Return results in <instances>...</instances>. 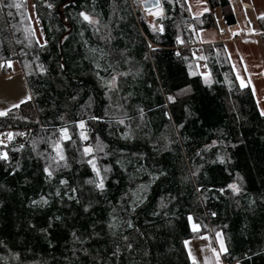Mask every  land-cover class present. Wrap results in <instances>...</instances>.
I'll list each match as a JSON object with an SVG mask.
<instances>
[{
	"label": "trees",
	"instance_id": "trees-1",
	"mask_svg": "<svg viewBox=\"0 0 264 264\" xmlns=\"http://www.w3.org/2000/svg\"><path fill=\"white\" fill-rule=\"evenodd\" d=\"M28 3L0 0V63L17 61L31 97L0 116V133L28 124L0 142V264H192L185 241L218 233L223 264H264V116L222 44L183 48L212 12L163 0L151 28L128 0H33L41 45ZM89 161L102 189L84 185Z\"/></svg>",
	"mask_w": 264,
	"mask_h": 264
},
{
	"label": "crops",
	"instance_id": "crops-1",
	"mask_svg": "<svg viewBox=\"0 0 264 264\" xmlns=\"http://www.w3.org/2000/svg\"><path fill=\"white\" fill-rule=\"evenodd\" d=\"M184 1L192 17L212 12L214 27L199 30L197 42L203 46L223 45L237 84L251 90L257 109L264 116V0H229L226 8L212 11L206 0ZM216 9L221 10L228 30L216 19ZM226 15H232L233 20L225 18ZM241 25L247 26V30L239 34L237 27ZM22 76L29 101L30 93L24 74Z\"/></svg>",
	"mask_w": 264,
	"mask_h": 264
},
{
	"label": "rangeland",
	"instance_id": "rangeland-1",
	"mask_svg": "<svg viewBox=\"0 0 264 264\" xmlns=\"http://www.w3.org/2000/svg\"><path fill=\"white\" fill-rule=\"evenodd\" d=\"M28 4H29V8L28 9V15L27 17L30 20V25H29V29L32 30L33 36L36 38L37 42L41 45H43L45 43V38L44 35L42 33V29L40 26L39 21L37 20L36 14L34 12V5H33V0H25ZM131 4V8L136 11L137 8H140V10H142L141 8V2L142 0H128ZM170 3V0H167ZM162 7H163V0H160V7L158 9V12L156 10V12H153L154 17H147L145 19H147V23L150 25V27H154L155 24L158 25L159 22L161 21V18L163 17V11H162ZM39 11L41 13H43V10L41 8V6L39 7ZM148 11V10H146ZM154 11V10H152ZM152 14V15H153ZM215 16L216 19L218 20L219 24L223 27H225L228 30L227 25H224L223 22V18L221 16V10L220 9H216L215 10ZM93 19V18H92ZM92 23H96V20L93 19V21H91ZM247 30V26L245 25H241L237 27V31L239 32H243ZM15 42L13 41V39H9L6 42L7 45V51L8 53L11 55L12 59H15L17 57V54L14 50L15 48ZM14 47V48H13ZM186 46H184L183 48H185ZM3 65L0 63V111H8L12 108H15V105H21V104H25L28 102V94L26 92L25 86L23 84V72L20 69V66L18 65L17 61L15 62H8L6 63V71L3 70ZM200 71L203 74L207 73V69L205 67L204 64H200ZM57 86V85H56ZM58 88V86H57ZM23 116H25L26 118L29 117V119H33L35 117V111L34 109L30 106L27 105L22 113ZM28 124H24L23 128H19V129H14V130H9V131H3L0 133V138H4L5 143L8 141H11L8 139L7 134L11 133L12 137L15 134H18L19 136L22 135V133H24L25 131V127ZM80 124H78L77 126H75L76 128L79 127ZM74 126H62L60 127L59 131V135L53 139V147L56 149V145L57 143L59 144L60 148L61 146L66 143L68 141V139H65L64 136L62 135V133L66 130L67 131V135L68 137H70L71 135V130L70 128H72ZM80 129V127H79ZM78 131V130H76ZM79 133V132H78ZM81 133H79L80 135ZM81 136V135H80ZM97 143V140L93 141L92 140V144L94 146V150H97V152H101L102 148H100V146ZM99 147V148H98ZM57 150V149H56ZM96 165V169L97 166L98 168L101 166L100 164L97 165V163H95ZM97 171H99V176L97 175ZM105 172H107V169L104 167H100V169L95 171V178L92 179V182H90L91 180H88L85 183H87V185H92L93 187L96 189H99V187L97 186L101 179L103 178V174H105ZM92 187V186H91ZM82 186H79L78 189L80 191H82ZM195 223H191V229L194 230L193 225ZM197 226V224H195ZM198 229V227L196 228ZM221 241L223 242V246L225 248L224 245V241L223 238L221 236L220 233H218L217 235H215L213 238H211L208 234H203L198 238L195 239H190L185 241V248L187 251V255L188 258L190 260V262L193 264V261L195 260V264H223V260H222V255L223 252L220 251V247H221ZM215 250V253L214 251ZM216 253H219V256L217 258Z\"/></svg>",
	"mask_w": 264,
	"mask_h": 264
},
{
	"label": "snow or ice",
	"instance_id": "snow-or-ice-1",
	"mask_svg": "<svg viewBox=\"0 0 264 264\" xmlns=\"http://www.w3.org/2000/svg\"><path fill=\"white\" fill-rule=\"evenodd\" d=\"M12 5H9V7H11ZM17 8H19L20 7V5L19 4H17V5H15ZM84 19L85 20H88L89 18H88V16H84ZM171 99V98H170ZM15 107H18V105H15ZM7 113L6 112H3V111H0V116H4V115H6ZM79 127L81 128V129H83L84 127H85V125H84V123L82 122V123H80V125H79ZM62 135L64 136V138L65 139H70V137H68V135H67V131L65 130L63 133H62ZM81 138L82 139H87V136L84 134V132H81ZM7 137H8V139L9 140H11L12 139V134L11 133H8L7 134ZM6 146V145H5ZM56 149H57V155L60 157V159L61 160H63L64 159V156H63V152H62V150L60 149V146H59V144L57 143V145H56ZM92 151V149L91 148H88V147H85L84 149H83V152L85 153V154H88V153H90ZM0 159H7V154L6 153H4L3 155H0ZM89 163H92V167H93V169L94 170H96V165H95V163H93L92 161H89ZM45 171H48L47 169H45ZM49 175H51V172H49L48 173ZM97 175L99 176V171H97ZM91 182V181H90ZM99 188H103V180L101 179V181H100V183L97 185ZM230 187H232L233 188V190H238V189H236V186L235 185H231ZM193 228H194V230L197 228V226L194 224L193 225ZM214 251V253H215V250H213ZM220 251L221 252H224V251H226V249L224 248V246H223V242L221 241V247H220ZM216 255H217V258H218V256H219V253H216ZM193 264H195V260L193 261Z\"/></svg>",
	"mask_w": 264,
	"mask_h": 264
},
{
	"label": "water",
	"instance_id": "water-1",
	"mask_svg": "<svg viewBox=\"0 0 264 264\" xmlns=\"http://www.w3.org/2000/svg\"><path fill=\"white\" fill-rule=\"evenodd\" d=\"M70 1L76 2L77 0H70ZM141 7L143 10H148V11L158 9L160 7V0H142ZM81 16L84 19V16H87V15H85L84 13H81ZM85 21H89V19L85 20Z\"/></svg>",
	"mask_w": 264,
	"mask_h": 264
},
{
	"label": "built area",
	"instance_id": "built-area-1",
	"mask_svg": "<svg viewBox=\"0 0 264 264\" xmlns=\"http://www.w3.org/2000/svg\"><path fill=\"white\" fill-rule=\"evenodd\" d=\"M142 12H143L145 18L150 17V12L149 11H146V10L142 9ZM200 46H201V44L191 43V44L187 45L186 48H190V49H192V51L196 52V49L199 48ZM0 142L3 143L4 139H1Z\"/></svg>",
	"mask_w": 264,
	"mask_h": 264
}]
</instances>
